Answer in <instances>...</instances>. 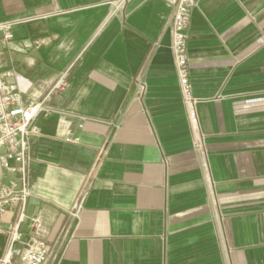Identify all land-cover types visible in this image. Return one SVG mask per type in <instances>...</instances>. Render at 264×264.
Returning a JSON list of instances; mask_svg holds the SVG:
<instances>
[{
  "label": "crops",
  "instance_id": "0c3cea01",
  "mask_svg": "<svg viewBox=\"0 0 264 264\" xmlns=\"http://www.w3.org/2000/svg\"><path fill=\"white\" fill-rule=\"evenodd\" d=\"M174 8L0 0V22L19 20L0 47L6 82L30 101L67 73L32 142L43 264H264V0L193 8L197 131L172 52ZM5 247L0 236V256Z\"/></svg>",
  "mask_w": 264,
  "mask_h": 264
},
{
  "label": "built area",
  "instance_id": "2783aa9c",
  "mask_svg": "<svg viewBox=\"0 0 264 264\" xmlns=\"http://www.w3.org/2000/svg\"><path fill=\"white\" fill-rule=\"evenodd\" d=\"M128 1L110 0L117 7ZM165 1L175 7L171 22L172 52L188 121L192 130L197 131L199 99L193 95L189 81L187 38L191 12L199 0ZM17 22H0V47L13 38L12 29ZM6 76L0 70V236L6 237L0 264H43L48 256V244L43 237L42 217L34 211L29 213L32 142L40 135L36 118L54 111L49 100L52 94L67 87V73L61 74L44 96L30 101L23 99L16 85L6 82ZM78 140L72 135L65 137L68 142ZM81 201L82 197L77 200V208ZM77 208L71 213L73 217L77 216Z\"/></svg>",
  "mask_w": 264,
  "mask_h": 264
},
{
  "label": "water",
  "instance_id": "95a60500",
  "mask_svg": "<svg viewBox=\"0 0 264 264\" xmlns=\"http://www.w3.org/2000/svg\"><path fill=\"white\" fill-rule=\"evenodd\" d=\"M31 212H32V208H30V211H29V213L31 214Z\"/></svg>",
  "mask_w": 264,
  "mask_h": 264
}]
</instances>
